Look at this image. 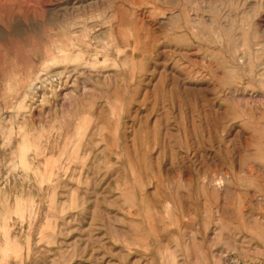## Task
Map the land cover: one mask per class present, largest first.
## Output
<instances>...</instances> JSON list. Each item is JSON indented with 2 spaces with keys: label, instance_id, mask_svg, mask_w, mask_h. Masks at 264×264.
<instances>
[{
  "label": "rangeland",
  "instance_id": "rangeland-1",
  "mask_svg": "<svg viewBox=\"0 0 264 264\" xmlns=\"http://www.w3.org/2000/svg\"><path fill=\"white\" fill-rule=\"evenodd\" d=\"M0 264H264V0H0Z\"/></svg>",
  "mask_w": 264,
  "mask_h": 264
},
{
  "label": "bare ground",
  "instance_id": "bare-ground-1",
  "mask_svg": "<svg viewBox=\"0 0 264 264\" xmlns=\"http://www.w3.org/2000/svg\"><path fill=\"white\" fill-rule=\"evenodd\" d=\"M51 80L57 82V84H59V82H60V81H58L57 78H55V77H53ZM45 82H46V81H45ZM48 83H49V82H48ZM36 85H37L38 87L43 86L42 83H40V82L37 83ZM35 87H36V86H35ZM71 92H72V91H71ZM62 98H63V97H62ZM20 161H21V160H20Z\"/></svg>",
  "mask_w": 264,
  "mask_h": 264
}]
</instances>
